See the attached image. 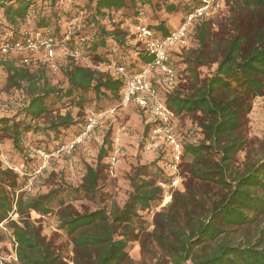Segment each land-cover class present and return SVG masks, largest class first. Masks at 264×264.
<instances>
[{
    "label": "trees",
    "instance_id": "16d2710c",
    "mask_svg": "<svg viewBox=\"0 0 264 264\" xmlns=\"http://www.w3.org/2000/svg\"><path fill=\"white\" fill-rule=\"evenodd\" d=\"M60 3L0 0V43L6 33L19 37L23 31H51L56 43L77 49L83 58L137 69L152 58L144 48L138 50L141 43L129 47L120 28L107 30L103 21L115 12L131 11L135 27L145 25L161 38L172 31L174 17L147 24L138 20L148 18V11L153 10L155 15L158 11L182 14L181 25L200 2L88 0L79 8L86 16L68 41L69 33L64 32L62 23L75 16L64 12ZM227 6L224 17H202L191 24L189 36L194 48L186 53L187 87L165 93V105L178 118H194L199 138L181 141L179 168H184L185 191L175 190L171 203L155 214L154 230L149 235L154 243V251L150 250L153 264H264V140L249 136L254 100L264 97V0H227ZM125 50L135 55L130 65L122 57L127 55ZM72 61L68 86L57 88L17 65L18 57H0L8 72V85L24 87L28 96L19 117H0V149L23 155L27 139L36 149L47 150L71 129L78 128L79 135L85 130L86 120L77 122L69 110L73 102L83 107L87 97L101 100L111 94L121 101L123 80L88 68L83 61ZM202 68L211 70L208 76H201ZM41 118L49 120L43 126L33 124ZM155 127L156 123H147L145 136ZM110 150L113 145L106 140L97 165H85L80 186H60L47 193L30 194L19 174L0 167V226L16 245L18 264H67L61 247L43 235L31 218L32 212L47 216L55 211L59 212L58 230L69 238L75 264H134L127 250L130 241L138 238L129 237L134 228H142L139 212L162 206L159 182L171 186L173 178L165 172L163 155L158 154L152 166H140L129 177L132 190L122 207L113 203L110 208L77 210L74 201L100 200L103 160ZM241 152L243 160L238 159ZM14 215L19 220H12ZM3 230L0 228V242L5 240ZM143 242L144 252L148 251L146 240Z\"/></svg>",
    "mask_w": 264,
    "mask_h": 264
},
{
    "label": "rangeland",
    "instance_id": "374dc122",
    "mask_svg": "<svg viewBox=\"0 0 264 264\" xmlns=\"http://www.w3.org/2000/svg\"><path fill=\"white\" fill-rule=\"evenodd\" d=\"M199 6L208 5V10L205 19L211 18H222L227 15V0H199ZM88 3V0H61L64 12L71 11L72 16L75 18L72 21H63L62 27L64 32L71 33L74 28L77 27L82 18L86 16L84 12H80L79 8H83ZM82 6V7H81ZM77 14L79 16L77 17ZM148 18H141L138 23L147 24V22H156L157 20L164 19L169 21L172 19L171 29H176L180 26L182 14L168 15L167 13L158 11L155 15L153 10L148 11ZM132 12L127 11L124 13L115 12L112 17H109L103 21V24L112 30L113 28H120L125 34L126 40L129 42V47L141 43L138 39L136 23L133 21ZM157 17V18H156ZM156 18V19H155ZM0 22H3V17L0 14ZM72 22V23H71ZM102 24V23H101ZM183 24V23H182ZM24 32V31H23ZM136 36L135 39H133ZM143 48V44L138 47ZM194 48L189 36V42L186 47H175L169 52V62L172 68L175 70L177 79L172 86H168L162 80L161 75L154 72L155 77L153 78L154 85L158 88L161 100L164 102L166 91L179 90L185 91L188 81L187 78L190 76L185 72L187 68L186 64V53L188 50ZM115 52L117 48H114ZM127 55L125 64L130 65L135 61V55L131 51L125 50ZM113 58V57H110ZM67 53L62 50H57L56 59L53 61L47 60L43 53L37 54L33 57L30 65H23L17 62L19 66L35 72L37 77L43 81H47L51 86L57 88H63L68 86L67 71L70 70L74 62L72 61ZM94 66L93 70L101 73H111L110 67L106 63H97L94 60L86 57ZM75 60V59H74ZM76 62L83 61L81 59L75 60ZM84 62V61H83ZM137 69H131L138 71ZM211 72L210 69L202 68L199 73L202 77L208 76ZM8 72L0 64V117L17 118L21 114L22 109L27 104L28 96L24 87L9 86L7 83ZM91 98V97H90ZM87 102L83 107H78L73 102L69 109L77 122L86 120L89 113L102 114L116 108L113 114H107L100 119V123L92 130L89 136L83 140V142L75 145L71 150L67 149L80 135L78 128H73L69 132L61 135L59 140L51 142V147L47 150L42 151L49 155V158L45 159L39 150L29 143V140L24 141V153L23 155L8 154L5 149H0V167L13 170V172L19 174L23 181H25V189L30 194L36 193H47L50 190L57 189L60 186L66 188L67 186L78 187L81 185L84 174L85 165L96 166L97 157L100 148L104 145L106 140H109L113 145V150L108 152L107 157L103 160L105 167L103 168V179L100 181V200H97V204L82 200L74 201L73 207L77 210L82 211L84 207L90 209L99 208H110L113 203L122 207L128 199L129 193L132 190L130 185L129 177L132 176L140 166H148L155 163L158 154L163 155L165 163L163 167L168 176L172 178V171L167 167L171 161V151L169 148H165L163 152H145L144 145L148 138L145 136L146 124L153 122L152 118L145 114L144 111L140 110L136 105L131 104L129 106H119L120 102L114 95H110L107 99L101 98V100H91L87 97ZM77 101V100H76ZM65 114L67 111H61ZM56 114L52 115L55 118ZM49 119H39L34 125L43 126ZM249 136L251 139L258 138L264 140V97H257L253 103V109L249 115ZM175 130L179 136L180 141H195L199 137L196 121L192 116L183 115L177 118L175 122ZM56 135H51L55 138ZM57 143H61L57 145ZM118 147L120 149L118 163L113 166L110 163V156L114 149ZM63 149L61 152H58ZM41 150V149H40ZM239 160L244 159V153H240ZM103 165V166H104ZM23 168V169H22ZM27 169V170H26ZM152 172H155V168H152ZM26 172V174H25ZM184 168L183 171L177 173L179 182L174 187H170L165 183L159 182V186L163 190V204L154 210H142L139 212L141 216V222H139L142 228L135 227L134 235L129 237L135 238L136 240L130 241L128 254L134 261V264H153V252L154 243L150 238V234L154 230V218L155 214L166 208L172 201V194L175 190L181 192L185 191L184 184ZM169 196H171L170 199ZM59 212L41 216L35 212L31 213V218L35 224L40 227L43 235L49 239H54L56 246L61 247L62 255L65 258L67 264L74 263V252L73 248L69 245V238L65 236L61 231L58 230L59 224ZM12 220H19L18 215H14ZM3 230V227H1ZM5 232V240L0 242V264H18L16 257V250L13 241L9 238L8 233ZM143 240H146L147 250H143ZM152 250V251H150Z\"/></svg>",
    "mask_w": 264,
    "mask_h": 264
},
{
    "label": "built area",
    "instance_id": "2783aa9c",
    "mask_svg": "<svg viewBox=\"0 0 264 264\" xmlns=\"http://www.w3.org/2000/svg\"><path fill=\"white\" fill-rule=\"evenodd\" d=\"M208 7V5L197 7L186 17L183 24L173 29L165 37H155L154 32L145 25L137 26L138 39L143 44L144 51L152 58L151 62L141 66L138 71L131 70L125 65L110 67L112 76L124 82L119 106L134 104L148 114L153 122L156 123V127L150 131L145 142L144 151L159 152L166 147L171 151V161L167 167L172 171L173 177L176 178H173L170 187H174L179 182L177 173L181 162L183 144L175 130V122L178 117L161 100L159 90L153 83L152 73L156 72L161 75V81L169 87L175 83L177 75L170 65L169 52L175 47H186L189 42L191 24L196 19L206 16ZM69 38L68 34L66 41ZM58 49L64 51L75 60H83L88 68L96 67L89 60L84 59L77 49L70 50L66 45L56 43L51 31L23 32L19 37H12L10 33L4 34L0 43V57L13 55L20 59L21 64L30 65L33 57L40 53H43L44 57L49 61L55 60ZM115 111L116 108L102 114L89 113L86 117L87 125L85 130L67 149L71 150L75 145L83 142L100 123V119L103 116L113 114ZM62 150L60 149L58 152ZM38 153L45 159L49 158V155L42 150H39ZM119 153L120 149L116 147L110 156L111 165L115 166L118 163ZM170 198L171 196L168 199ZM14 247L16 248V245Z\"/></svg>",
    "mask_w": 264,
    "mask_h": 264
},
{
    "label": "crops",
    "instance_id": "0c3cea01",
    "mask_svg": "<svg viewBox=\"0 0 264 264\" xmlns=\"http://www.w3.org/2000/svg\"><path fill=\"white\" fill-rule=\"evenodd\" d=\"M155 77V74H154V72L152 73V80H153V78Z\"/></svg>",
    "mask_w": 264,
    "mask_h": 264
}]
</instances>
